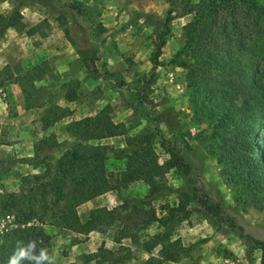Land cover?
Listing matches in <instances>:
<instances>
[{
    "label": "trees",
    "instance_id": "1",
    "mask_svg": "<svg viewBox=\"0 0 264 264\" xmlns=\"http://www.w3.org/2000/svg\"><path fill=\"white\" fill-rule=\"evenodd\" d=\"M47 1L55 8L61 24L68 17L79 19L89 27V35L98 49L77 53L84 68L92 66L97 77L108 81L116 90L125 87L133 91L147 110L148 130L126 137L124 125L113 123L110 108L104 106L91 116L65 125V133L72 141L41 138L32 144L30 157L12 161L10 165L27 164L42 171L22 177L16 192L0 194V264H8L13 252L30 241H36L37 250L49 248L46 227L86 236L91 232L104 234L114 222L121 224L115 243L120 245L121 239L130 240L148 255L143 264L175 262L187 248L179 238L173 237V230L190 214L189 204H193L195 211L215 230L223 229L241 240L247 251H257L258 264H264V239L244 233L236 217L226 214L220 204L209 197L195 162L182 154L180 148L161 138L158 126L161 116L152 114L145 106L146 92L155 80L154 71L162 65L158 58L170 31L172 13L179 9L180 16L191 17L182 27V44L167 63L184 71L192 123L207 126L208 133L201 140L203 149L214 158L222 182L234 193L235 203L264 212V84L257 66H246L239 55L246 46L253 21L246 23L245 20L264 16V0H165L167 9L154 25L156 45L151 67L146 74L136 75L129 85L109 73L99 59L101 44L97 38L104 28L92 17L98 15L100 0H92L94 3L90 7L74 0ZM17 18L16 7L7 18L0 16V38L10 22ZM8 71L7 66L2 67L0 77ZM44 71H47L46 66ZM7 75L8 78H0V87L16 84L25 110L44 107L38 119L42 130L71 114L68 108L51 102L43 93L47 87L36 86L40 81L37 67L18 76ZM77 87L76 81L65 84L62 99L66 103L77 100ZM115 137H126L123 147L101 143ZM155 138L168 157L162 163L157 162L152 150ZM109 160L121 161L124 165L121 175L113 180L105 171ZM170 170L176 172L186 186L178 190L175 206L164 204L158 214L151 208L145 212L139 226L145 228L154 223L160 231L140 241L136 228L133 229L139 218L131 223L126 222V218L137 214L138 207L149 206L157 197L170 192L163 182ZM137 181L147 187L142 198L124 199L111 209H91L84 222L79 220L77 208L80 205L109 191L118 192ZM155 249L156 256H152ZM95 256L96 253L87 257L88 261ZM130 258L126 250L125 256L114 258V263L120 264Z\"/></svg>",
    "mask_w": 264,
    "mask_h": 264
},
{
    "label": "rangeland",
    "instance_id": "2",
    "mask_svg": "<svg viewBox=\"0 0 264 264\" xmlns=\"http://www.w3.org/2000/svg\"><path fill=\"white\" fill-rule=\"evenodd\" d=\"M74 1L89 7L94 3L92 0ZM5 2L8 7H3ZM15 7L18 9V18L10 22L0 38V69L4 66L9 69L0 78H8V73L18 76L37 67L40 81L36 86L47 87L43 93L50 97L52 103L68 108L71 114L42 130L38 119L44 107L25 110L23 96L16 84L0 87V194L16 192L25 175L41 173L40 168L35 169L27 164L10 165L14 160L30 157L34 142L46 137L57 142L72 141L65 133V125L91 116L104 106L110 108L113 123L124 125L126 137L148 130L147 110L133 91L125 87L116 90L108 81L97 77L92 66L88 65L87 70L84 68L77 53L98 49L86 24L68 17L61 24L55 8L47 0H0V16L7 18ZM166 9L165 0H100L97 3L98 15L92 18L104 28L97 38L101 44L98 56L109 73L119 76L129 85L136 75L148 72L156 45L154 25ZM179 13V9H174L172 13L174 17L169 23L170 31L158 58L162 65L154 71L155 80L146 92L145 106L152 114L161 116L158 125L161 138L180 148L182 154L195 162L209 197L217 201L226 214L236 217L244 233L262 240L264 212L235 203L234 193L222 182L214 158L203 149L201 140L208 133L207 126L192 123L184 71L167 63L182 44V27L191 17L180 16ZM142 16L149 19L144 20ZM252 18L245 20L246 23L253 21L246 46L239 55L246 66H257L264 84V16ZM44 66L47 71H44ZM72 81L77 82V100L66 103L62 93L65 84ZM126 137H115L101 143L121 148ZM152 150L158 163L168 158L158 138L154 139ZM123 169L121 161L109 160L105 166L111 180L119 177ZM163 182L170 192L157 197L149 206L138 207L137 214L126 218L129 223L139 218L133 229L136 228L140 241L160 231L154 223L145 228L139 226L145 218V212L151 208L158 214L164 204L175 206L178 190L186 186L185 181L173 170L165 174ZM146 190V185L137 181L118 192L109 191L80 205L77 208L78 218L84 222L91 209H111L119 206L124 199H140ZM189 208L191 212L188 217L173 230V237L179 238L187 250L175 262L163 264H258L257 251H247L243 242L232 234L223 229L215 230L195 211L193 204H189ZM120 227L119 222H114L104 234L91 232L86 236L46 227L45 231L50 236L48 249L57 254L59 264H115L114 258L125 256L126 250L131 258L120 264H143L148 255L130 240L121 239L120 245L115 243V235ZM95 253V259L88 261L87 257ZM151 255L156 256V249Z\"/></svg>",
    "mask_w": 264,
    "mask_h": 264
},
{
    "label": "clouds",
    "instance_id": "3",
    "mask_svg": "<svg viewBox=\"0 0 264 264\" xmlns=\"http://www.w3.org/2000/svg\"><path fill=\"white\" fill-rule=\"evenodd\" d=\"M7 2L3 7H8ZM59 264V258L56 253H52L48 248L37 250L36 241H30L25 247H18L9 257L8 264Z\"/></svg>",
    "mask_w": 264,
    "mask_h": 264
}]
</instances>
